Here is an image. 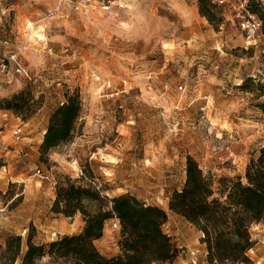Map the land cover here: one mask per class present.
Instances as JSON below:
<instances>
[{
	"label": "rangeland",
	"instance_id": "1",
	"mask_svg": "<svg viewBox=\"0 0 264 264\" xmlns=\"http://www.w3.org/2000/svg\"><path fill=\"white\" fill-rule=\"evenodd\" d=\"M199 1L0 0V38L24 69L17 73L0 47V246L9 235L22 236L25 250L30 233L36 244L81 233L80 213L52 211L53 179L69 178L165 210L163 230L178 254L161 264H208L203 233L169 202L189 156L205 174L244 177L264 147V42L249 39L236 15L248 1L218 3L214 24ZM20 93L29 111L2 108ZM74 94L83 108L72 138L42 155L51 114ZM112 224L99 246L107 257L121 252ZM251 234L249 264H264V221Z\"/></svg>",
	"mask_w": 264,
	"mask_h": 264
},
{
	"label": "trees",
	"instance_id": "2",
	"mask_svg": "<svg viewBox=\"0 0 264 264\" xmlns=\"http://www.w3.org/2000/svg\"><path fill=\"white\" fill-rule=\"evenodd\" d=\"M248 9L262 21L264 9L259 0H247ZM214 0H200V14L212 24L222 21ZM3 109L17 115L31 109L30 98L20 93L2 102ZM264 113V102L260 104ZM79 94L68 96L56 108L40 145L42 155L66 144L72 138L82 112ZM52 211L66 218L80 213L85 223L81 233L64 235L48 244H36L28 235L26 249L20 235H9L0 246V264H161L172 262L178 251L171 237L163 230L167 212L147 205L130 194L109 198L92 187L77 185L69 178L58 181ZM92 205V209L87 207ZM169 210L184 217L203 233L208 264H249L254 248L251 227L264 221V147L249 161L244 177H220L205 174L191 156L186 163V181L175 191ZM121 224L120 254L103 255L95 245L101 239L105 225L112 219Z\"/></svg>",
	"mask_w": 264,
	"mask_h": 264
},
{
	"label": "built area",
	"instance_id": "3",
	"mask_svg": "<svg viewBox=\"0 0 264 264\" xmlns=\"http://www.w3.org/2000/svg\"><path fill=\"white\" fill-rule=\"evenodd\" d=\"M244 3H247V0H244ZM263 9H264V0H259ZM215 3L222 4L224 3V0H214ZM237 17L243 21V24L246 25V28L248 29V38L251 39L253 42H256L257 40H262L264 42V34L262 32V21L258 18L257 15L253 14L248 8L246 4H242L240 8L237 9ZM12 46V43L8 39H2L0 38V47L5 48L8 50L4 54L5 59L9 60L10 62H13L15 64V70L17 73H22L24 72V69L18 64L17 62V55L15 54L14 51H11L10 48ZM3 59L2 63H5L6 60ZM5 65V64H4ZM5 67V66H4ZM37 174L40 175L43 179H47L51 181V178L49 173H45L44 171L42 172L41 169L37 170ZM53 178V176H52ZM53 186H57V182L53 179L52 181ZM113 224L112 227L113 229L117 231H121V224L118 219H112L110 220Z\"/></svg>",
	"mask_w": 264,
	"mask_h": 264
},
{
	"label": "crops",
	"instance_id": "4",
	"mask_svg": "<svg viewBox=\"0 0 264 264\" xmlns=\"http://www.w3.org/2000/svg\"><path fill=\"white\" fill-rule=\"evenodd\" d=\"M45 132H46V131H44V134H45ZM41 143H42V140L39 142V144L41 145ZM108 222H109V221H108ZM108 222H107V223H108ZM107 223H106V225H107ZM106 225H105V226H106ZM104 230H105V229H104ZM199 238L201 239V237H199ZM104 242H105V235H103V237H102L101 239L95 241V245H96V247L99 249V246L102 245ZM99 251H100L103 255H105V256L107 255L104 251H102V250H100V249H99ZM206 254H207V252H205V255H206Z\"/></svg>",
	"mask_w": 264,
	"mask_h": 264
},
{
	"label": "bare ground",
	"instance_id": "5",
	"mask_svg": "<svg viewBox=\"0 0 264 264\" xmlns=\"http://www.w3.org/2000/svg\"><path fill=\"white\" fill-rule=\"evenodd\" d=\"M44 28L43 26H38L36 31V37H39V40H42L41 36L43 34Z\"/></svg>",
	"mask_w": 264,
	"mask_h": 264
}]
</instances>
